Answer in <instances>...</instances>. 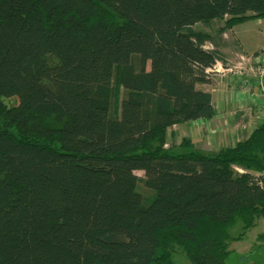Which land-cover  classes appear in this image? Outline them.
Listing matches in <instances>:
<instances>
[{
	"label": "trees",
	"instance_id": "1",
	"mask_svg": "<svg viewBox=\"0 0 264 264\" xmlns=\"http://www.w3.org/2000/svg\"><path fill=\"white\" fill-rule=\"evenodd\" d=\"M256 18L264 0H0V264H223L264 217V123L212 153L167 136L214 115L203 27Z\"/></svg>",
	"mask_w": 264,
	"mask_h": 264
},
{
	"label": "crops",
	"instance_id": "2",
	"mask_svg": "<svg viewBox=\"0 0 264 264\" xmlns=\"http://www.w3.org/2000/svg\"><path fill=\"white\" fill-rule=\"evenodd\" d=\"M262 20L264 19L256 18L254 20V24L260 25V28L254 31H251L250 28H244L243 22L229 28L219 37L216 35V31L222 26V22L214 21L210 26L203 27L213 39V41L205 42L204 47L221 51L220 54L223 57V60H216L213 64V67L221 71L215 74L214 81H209L200 86L212 94L214 115L211 119L201 118L174 124L168 130V143L175 141L178 144L181 138L188 136L196 149L212 153L221 147L234 146L257 125L264 123L259 112L260 89L256 78L251 76L249 80L242 83L236 71V66L239 63L250 64L249 61L252 57V66L259 65L260 60H257L260 53L248 52L237 43V40L243 44V42L248 43L247 38L255 37L260 39V45H264ZM239 35L245 36V39L239 38ZM249 48L256 52L257 43H251ZM245 86L249 88V91H245L247 89ZM242 87H245V90ZM186 127L192 128L193 131L188 130L186 133Z\"/></svg>",
	"mask_w": 264,
	"mask_h": 264
},
{
	"label": "rangeland",
	"instance_id": "3",
	"mask_svg": "<svg viewBox=\"0 0 264 264\" xmlns=\"http://www.w3.org/2000/svg\"><path fill=\"white\" fill-rule=\"evenodd\" d=\"M258 19H264V18H258ZM255 19H251L247 22H244L243 26L244 28H250L251 31L256 30L257 28H260V25L254 24ZM263 24H264V20ZM201 26V24H200ZM242 27V26H241ZM264 34V33H263ZM239 38L245 39V36L239 35ZM248 43L243 42L240 43L237 40V43H239L241 46H243L244 49H246L250 53H260L258 56V60H261L260 63H262V69L264 67V45H260V39L254 38H247ZM251 43H257V51L253 52L254 50H251L249 46ZM236 45V44H235ZM230 51V50H227ZM261 56V58H260ZM251 59L249 66L247 64L239 63L236 66L238 78L242 80V83H245L251 76L255 77L257 82L260 83V80L264 78V75L261 76V66L260 63L258 66L253 67ZM205 71V70H204ZM221 72V71H220ZM240 72V73H239ZM214 74L208 77V81H214ZM208 83V82H205ZM197 84V88H200L202 90H205L201 88L200 86L205 84ZM258 83V84H259ZM245 87L247 88L245 90ZM242 87L243 90L249 91V88L247 86ZM208 91V90H205ZM262 98L260 95V102ZM2 101L8 105V106H15L18 104V97L17 96H3ZM212 118V117H211ZM207 118V119H211ZM169 130V129H168ZM186 133L188 130L193 131L192 128H185ZM189 138L188 136H185ZM191 140V138H189ZM243 139V138H242ZM241 139V140H242ZM192 141V140H191ZM193 144V142H192ZM167 145V144H166ZM222 148V147H221ZM234 169L238 170L237 167H234ZM240 173H242L241 170H238ZM136 174L139 176H143L142 171H136ZM140 190L144 193L149 192L147 189L140 187ZM109 197L107 194L103 193L101 195L100 200V211L103 213V218L100 221V225L102 226H110L113 222V214L109 211ZM243 224L240 220H238L232 227L229 229L230 234V240H229V254L225 258L223 264H264V217H256L255 223L248 227L243 228ZM175 258V264H193L184 254L181 250L177 249L176 253L174 255Z\"/></svg>",
	"mask_w": 264,
	"mask_h": 264
},
{
	"label": "built area",
	"instance_id": "4",
	"mask_svg": "<svg viewBox=\"0 0 264 264\" xmlns=\"http://www.w3.org/2000/svg\"><path fill=\"white\" fill-rule=\"evenodd\" d=\"M260 62H261V60H260ZM261 65H262V63H260L259 66H261ZM218 72H220V70L218 68L213 67V66L205 69V74L208 76H211L213 74L215 75ZM263 75H264V67L262 69V66H261V76H263ZM259 89H260V95L262 98V100L260 102V106H259V112H260L261 117L264 119V78L260 80Z\"/></svg>",
	"mask_w": 264,
	"mask_h": 264
}]
</instances>
